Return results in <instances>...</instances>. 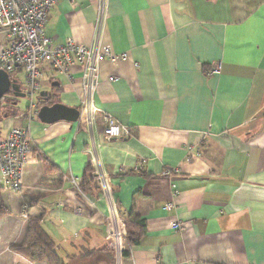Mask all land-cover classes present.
I'll use <instances>...</instances> for the list:
<instances>
[{"label":"crops","instance_id":"0c3cea01","mask_svg":"<svg viewBox=\"0 0 264 264\" xmlns=\"http://www.w3.org/2000/svg\"><path fill=\"white\" fill-rule=\"evenodd\" d=\"M97 23V0H62L44 31L54 44L97 39L127 55L100 63L91 124L77 66L69 77L45 68L40 104L75 108L78 121L43 124L28 109L2 110L0 140L26 128L31 154L23 195L2 192L10 214L0 220V264H46L11 249L31 218L65 264L88 254L113 264L110 207L120 222L144 224L121 264H264V0H109ZM107 116L130 135L107 140Z\"/></svg>","mask_w":264,"mask_h":264},{"label":"built area","instance_id":"2783aa9c","mask_svg":"<svg viewBox=\"0 0 264 264\" xmlns=\"http://www.w3.org/2000/svg\"><path fill=\"white\" fill-rule=\"evenodd\" d=\"M62 0H0V70L10 78L18 71L23 73L26 90L23 93L29 100L28 114L36 116L40 104L41 86L45 68H49L55 76L69 77L74 67L81 71L82 90L85 97L83 110L86 123L91 124L97 109L90 105V100L98 82V67L103 60L117 63L127 58L125 53L117 54L110 47L101 45L96 39L91 45L75 44L66 40L64 44H54L45 35V27L51 10ZM74 5L75 0H66ZM109 0H97V28L101 26L106 14ZM218 73V66L207 72ZM110 81L114 78L110 77ZM107 140L118 139L130 135L128 128L119 125L110 116L105 118L103 129ZM31 154L28 129L12 127L4 139L0 140V189L23 195L25 185L23 172ZM143 161L140 165H143ZM136 168L135 171H140ZM96 176L101 192L108 193L107 179ZM63 180H68L63 176ZM73 183H75L72 180ZM77 186V185H76ZM79 190V189H78ZM168 205V208H171ZM22 218L26 220V203H22ZM173 230H182L178 222L171 223ZM105 239L113 253L114 264H121L125 244L128 245L124 224L116 216L115 209L110 207L106 218ZM206 264V263H201Z\"/></svg>","mask_w":264,"mask_h":264},{"label":"trees","instance_id":"16d2710c","mask_svg":"<svg viewBox=\"0 0 264 264\" xmlns=\"http://www.w3.org/2000/svg\"><path fill=\"white\" fill-rule=\"evenodd\" d=\"M88 171L91 173L93 180L97 183L93 170L90 168ZM78 189L83 191V183L78 184ZM97 190L98 192L101 191L98 183ZM9 214L10 212L4 204L2 191L0 189V220ZM123 224L128 246L132 247L137 245L144 233L143 221L136 217H129L123 221ZM11 249L30 263L45 262L46 264H65L56 252V245L40 226L39 219L31 218L28 220L24 243L13 246ZM108 250L111 260L113 261V253L109 247ZM123 256H128V252H124Z\"/></svg>","mask_w":264,"mask_h":264},{"label":"water","instance_id":"95a60500","mask_svg":"<svg viewBox=\"0 0 264 264\" xmlns=\"http://www.w3.org/2000/svg\"><path fill=\"white\" fill-rule=\"evenodd\" d=\"M12 93L13 96L12 103H10L11 108L16 107L20 99L25 98V94L20 89V83L16 80L11 79L10 76L4 71L0 70V111L2 101L5 103V95ZM40 99L42 101L48 100L47 93L41 92ZM37 102L39 105L41 100ZM7 114L3 115V118H6ZM80 118V111L75 108H70L59 103L53 104H40L38 110L36 111V119L43 124H52L58 121L65 122H76Z\"/></svg>","mask_w":264,"mask_h":264},{"label":"rangeland","instance_id":"374dc122","mask_svg":"<svg viewBox=\"0 0 264 264\" xmlns=\"http://www.w3.org/2000/svg\"><path fill=\"white\" fill-rule=\"evenodd\" d=\"M16 73L14 75H16ZM15 78H17V80L20 82L21 88L25 92V90H26V87L25 86L26 85H25V78H24V76L22 74H17ZM16 108L18 110H21V111H26L29 108V100L27 98L20 99L18 101V104H17V107ZM3 115L4 114L2 113V109H1V111H0V117L3 118ZM3 131H4V126L0 125V133H3ZM99 260H100V257L97 254H91V255L88 254V255H84V256H79L78 255V257H76L75 259H72L67 264H97V262ZM114 262H113V264H114Z\"/></svg>","mask_w":264,"mask_h":264},{"label":"flooded vegetation","instance_id":"af4514ba","mask_svg":"<svg viewBox=\"0 0 264 264\" xmlns=\"http://www.w3.org/2000/svg\"><path fill=\"white\" fill-rule=\"evenodd\" d=\"M20 89L23 92V90L21 88V84H20ZM11 94L12 93L10 92L9 94L5 95V97H4L5 99H7L8 103H5L4 101H2V104H1V109L6 111V113H8L11 109L10 103H12L11 99H13V96ZM6 113H3V114H6Z\"/></svg>","mask_w":264,"mask_h":264}]
</instances>
